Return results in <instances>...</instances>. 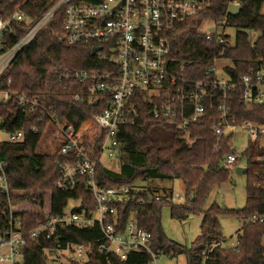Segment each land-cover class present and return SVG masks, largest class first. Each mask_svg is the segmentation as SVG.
<instances>
[{"label":"trees","instance_id":"trees-1","mask_svg":"<svg viewBox=\"0 0 264 264\" xmlns=\"http://www.w3.org/2000/svg\"><path fill=\"white\" fill-rule=\"evenodd\" d=\"M53 0H0V14L7 16L21 5V10L30 20L38 18ZM90 1V0H84ZM226 0H212L211 6L194 18L187 19L177 26L170 36L169 67L176 75L186 79H202L207 66L214 56L212 44L203 40L197 32L201 18L219 20L224 16ZM264 0H242L241 10L235 16H229V25L240 29L233 45L223 51L224 58L231 63L225 71L232 80L246 74L261 64L264 69ZM28 25L21 22L15 25L14 32L7 37V46L19 39ZM254 30L257 40L251 44L243 30ZM61 33V12H57L47 25L16 55L0 75L2 90L13 93L5 103H0V130L6 133L23 132L19 142L9 143L0 140V160L6 162L4 169L8 180V195L0 192V234L8 228L4 209L11 205L12 217L19 218L25 229H31L39 220L63 212L68 200H80L86 216H91L95 203L81 181L75 189L61 192L55 187L59 175L56 160L62 157L55 153H38L36 148L40 138L48 127L50 111L61 122L77 128L93 114L101 110L99 104L88 105L86 93L75 82L64 83L57 76L66 69L98 68L89 45L65 46L58 43L56 37ZM221 46H216L219 51ZM10 80V82H8ZM80 100L74 101L76 93ZM36 97L39 107L29 111L19 105L17 95ZM242 87L236 86L229 91L231 115L238 122L250 121L264 123V103L251 104L249 108L241 101ZM82 100V101H81ZM216 114L209 113L192 128V143L183 139L174 125L167 121L153 120L146 115L137 125L124 127L118 131V168L104 165L97 167V182L104 187L136 186L146 190L138 192L136 199L118 209L121 223H126L130 216L136 226L149 231L152 235L153 248L163 254H186L188 264H200L201 251L213 244L204 264H264V224L244 227L238 234L240 247L221 246L223 236L218 217L222 215L240 218L264 209V191L255 183L264 180V167L257 157L263 152L258 143H248L245 151L238 158H245L246 198L242 209H226L212 204L202 214L200 232L186 249L183 245L166 238L160 226V214L163 207H168L170 216L185 219L188 215L201 212V207L211 188L226 183L229 170L220 166L225 154L230 151V136L219 138L212 133L210 126ZM35 128V131L31 130ZM218 143V150L215 145ZM179 179L184 184V201L175 204L165 193L160 201L148 202L147 193L152 195L148 182L155 180ZM144 201L142 205L136 201ZM79 211V210H77ZM100 230L97 224L88 228L77 229L72 226L58 229L57 240L39 236L28 240L23 249L20 264H50L48 248L70 244H83L88 247L87 260L84 264H122L111 254H100L97 240ZM70 261V260H69Z\"/></svg>","mask_w":264,"mask_h":264},{"label":"built area","instance_id":"built-area-1","mask_svg":"<svg viewBox=\"0 0 264 264\" xmlns=\"http://www.w3.org/2000/svg\"><path fill=\"white\" fill-rule=\"evenodd\" d=\"M226 2L221 19L203 17L200 20L212 23L205 32H197L214 46V56L204 70V77L197 80L183 78L171 71L169 40L178 25L208 9L212 0H53L35 20H30L23 13L21 5L10 15L0 14V75L54 15L61 12V33L56 37L57 42L68 47L89 45L91 53L95 49L93 55L98 68L66 69L57 76V80L64 85L68 82L80 84L85 90L87 104H99L101 107L98 113L77 128L46 111L56 153L62 157L56 160L60 172L54 185L61 192H69L83 181L95 203L92 215L86 216L80 200H68L62 213L39 220L27 230L19 218L12 217L11 205H8L3 211V214H8V228L0 234V264H20L28 240L39 236L57 240L58 229L68 226L83 229L94 224L100 230L97 251L114 255L122 264H158L161 256H172L153 248L151 233L136 226L133 216L126 223L120 221L118 209L125 208L129 201L136 199L138 192L146 189L138 186L104 187L97 182L98 165L106 166L102 158L117 160L118 131L137 125L143 115L172 123L180 136L187 143H192V128L207 113L209 116L215 113L216 118L210 126L212 133L216 138L230 136V151L225 154L223 164L236 163L240 153L231 149L230 142L233 131L243 128L249 142H257L262 150L263 155L256 160L264 167V123L238 122L231 115L228 102L229 91L241 86V101L246 108L251 104L264 103L263 66L258 64L237 80H232L226 71L225 78H217L215 74L216 59L224 58L223 51L234 44L240 32V29L229 25L227 7L241 5L242 0ZM21 22L28 27L19 39L7 46V37ZM226 29L234 31L233 43ZM243 32L251 44L259 36L254 30ZM216 46H221L219 51H216ZM11 95L13 93L2 90L0 85V103H5ZM16 97L19 105L29 111L39 107L36 97L22 94ZM73 100H80L78 92ZM31 130L35 131V128L31 127ZM1 133H4L3 141L9 143L23 138L22 131L6 133L0 130ZM217 150L218 143L215 145ZM5 167L6 162L0 160V192L8 195ZM255 186L264 191V180ZM173 196L171 194L167 199L173 202ZM147 197L148 202L162 199V195L153 193H147ZM177 197L180 203L184 201L183 195L178 194ZM136 203L142 205L144 201ZM239 219L241 232L244 227L264 224V209ZM216 245L206 246L201 251L204 260ZM239 247L237 234L231 248L237 252ZM47 251L50 264H84L88 247L67 243L63 247H49Z\"/></svg>","mask_w":264,"mask_h":264},{"label":"rangeland","instance_id":"rangeland-1","mask_svg":"<svg viewBox=\"0 0 264 264\" xmlns=\"http://www.w3.org/2000/svg\"><path fill=\"white\" fill-rule=\"evenodd\" d=\"M262 12H264V6L262 7ZM212 23L208 21H200L197 27V31L205 32L206 29L211 26ZM219 32L220 29L217 28ZM229 34L231 42H234V31L231 29H226ZM231 63L226 58H217L215 61V69L217 78H225V69L230 67ZM52 132L50 128H46L43 132L36 151L38 153H55L56 148L54 147V142L52 139ZM249 143V138L247 132L243 128H237L233 131L232 140L230 142L231 149L233 151L242 153L245 151ZM102 162L109 168H118L117 160H108L106 157L102 158ZM246 160L245 158H238L235 164L224 165L223 162L220 166H223L229 170V178L226 183L221 185H215L211 188L206 199L204 200L201 212L197 214L188 215L185 219H175L170 216V211L168 207H163L160 214V226L162 232L166 238L172 242L183 245L186 249L191 248V244L195 240L196 236L199 234L200 221L202 214L207 210L212 204H217L222 208L226 209H242L245 206L246 198V184L247 177L245 173L238 174L236 168H245ZM141 183H137L136 186H140ZM149 189L153 194L165 195V193H172L174 196L173 203L179 204L177 195L180 196L184 194V184L181 180H155L153 182H148ZM218 221L220 223V231L223 236V242L221 246L224 248H231L235 245L237 234L241 233L240 229V219L236 216H219ZM264 246V235L261 240ZM158 264H188L186 254L180 253L170 257L161 256L157 262ZM200 264H204V260Z\"/></svg>","mask_w":264,"mask_h":264},{"label":"water","instance_id":"water-1","mask_svg":"<svg viewBox=\"0 0 264 264\" xmlns=\"http://www.w3.org/2000/svg\"><path fill=\"white\" fill-rule=\"evenodd\" d=\"M241 10V5H229L227 7V14L229 16H235L239 11ZM95 49L92 50V54L94 53ZM0 140L3 141L4 140V133H1L0 135ZM245 171V168H236V172L238 174H242ZM151 199V197H149Z\"/></svg>","mask_w":264,"mask_h":264}]
</instances>
